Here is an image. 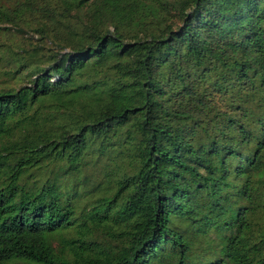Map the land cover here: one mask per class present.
I'll use <instances>...</instances> for the list:
<instances>
[{"label": "trees", "instance_id": "16d2710c", "mask_svg": "<svg viewBox=\"0 0 264 264\" xmlns=\"http://www.w3.org/2000/svg\"><path fill=\"white\" fill-rule=\"evenodd\" d=\"M0 0V264H264V0Z\"/></svg>", "mask_w": 264, "mask_h": 264}, {"label": "rangeland", "instance_id": "374dc122", "mask_svg": "<svg viewBox=\"0 0 264 264\" xmlns=\"http://www.w3.org/2000/svg\"><path fill=\"white\" fill-rule=\"evenodd\" d=\"M7 1H9L8 3L9 4H12L14 1H16V0H7Z\"/></svg>", "mask_w": 264, "mask_h": 264}]
</instances>
